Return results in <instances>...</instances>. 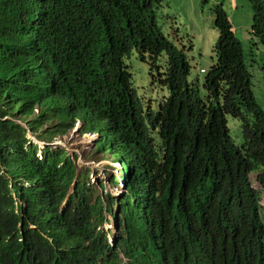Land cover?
<instances>
[{"label": "trees", "instance_id": "obj_1", "mask_svg": "<svg viewBox=\"0 0 264 264\" xmlns=\"http://www.w3.org/2000/svg\"><path fill=\"white\" fill-rule=\"evenodd\" d=\"M164 1L41 0L50 12L26 37L24 15L0 12V264H264V110L242 43L220 0L216 60L200 71L202 96L185 48L162 32ZM249 2V42L264 45V0ZM44 36L57 75L47 94L55 93L28 125L36 131L51 117L59 132L74 120L90 131L100 122L103 152L132 174L119 204L81 175L67 200L48 189L65 183L69 191L75 164L64 150L45 148L39 160L26 129L4 120L28 116L44 93L43 75L26 72L32 66L21 48ZM133 50L169 92L157 111L134 88L125 62ZM228 118L241 122V147ZM117 205L112 246L104 206Z\"/></svg>", "mask_w": 264, "mask_h": 264}, {"label": "rangeland", "instance_id": "obj_2", "mask_svg": "<svg viewBox=\"0 0 264 264\" xmlns=\"http://www.w3.org/2000/svg\"><path fill=\"white\" fill-rule=\"evenodd\" d=\"M220 0H165L160 8L159 24L162 32L181 50L185 48L191 63L190 81L199 80V88L202 96H205L204 79L205 74L200 71L210 68L216 60L213 52L218 41L219 33L215 29L214 6ZM223 6L226 10L231 23L236 29L237 37L242 43L244 58L246 64L252 72L253 93L257 103L264 110V45L253 46L246 39L245 30L251 32L253 24V9L249 0H223ZM242 27V28H239ZM251 36V34H250ZM191 45L193 46L191 48ZM167 55L164 53L158 59L157 66L165 68ZM129 71L132 74L134 88L144 105L152 104V109L157 111L158 106L169 97L166 88L160 87L158 73L154 71L156 80L151 76L150 63L143 61L139 53L133 50L125 58ZM38 110L28 119H32ZM228 128L232 140L241 147L244 144L241 122L228 118ZM56 136V135H55ZM28 138L39 143L43 149L50 147L51 150L58 148L68 152V156L76 161L77 172H89L91 182L94 179L105 180L108 191L116 194L121 192L123 187L120 182V165L113 164L111 159L101 151L95 150L98 138L96 135L84 133L78 126V129L69 132L65 136H56L52 140H37L32 133ZM76 155V157H74ZM40 156V154H39ZM117 178L119 184H110ZM117 187V190H116ZM108 221H112L111 216H107ZM113 224V222H112ZM115 233L114 228L110 230Z\"/></svg>", "mask_w": 264, "mask_h": 264}, {"label": "clouds", "instance_id": "obj_3", "mask_svg": "<svg viewBox=\"0 0 264 264\" xmlns=\"http://www.w3.org/2000/svg\"><path fill=\"white\" fill-rule=\"evenodd\" d=\"M11 0H0V12L3 13H11V14H18V15H24L22 18V25L21 28H23L22 31V35L23 36H27V34L29 32H33L34 30L37 29V26L41 23H43V21L46 20V16L47 14L50 12V6H46L44 9L39 10L37 8L38 4H39V0H14L13 2H10ZM49 36H44L39 40H34L33 42H31L30 44H23L22 45V52L25 53L26 58L30 61V56L32 55V58L34 60V64H32V67L29 68L26 72L29 74H34V75H43V77L45 78L48 75H51L53 77V81L55 82L57 80V75L54 69V62L51 60L50 54H49V41L48 40ZM47 43L45 46H43V43ZM37 69V70H36ZM203 70H207V69H203ZM34 71V72H33ZM206 72V71H205ZM54 84H49V83H43V89H44V93L42 95L41 98H39L38 100L34 101L33 104V109L32 112L35 113L36 110H38L37 114L32 118L27 120V117L29 118L32 114H28V116L22 115V116H16V118H10V117H5L4 120H12V121H16L18 124H20L23 128L26 129V139L27 141H29V144H34L37 146H39V143L34 142L32 139L28 138L29 134L32 133L33 136L39 140L41 138L42 135L44 134H49L53 137H55V135H58L60 128L57 127L58 121L57 119H54L55 123H50V122H46L42 127H40V129L33 131L32 129H30L29 125H28V121H34L35 119H37L40 115H41V111H42V106L43 104H49L52 103L53 101V96L55 92H51L49 94H47L48 90L52 89ZM47 94V95H46ZM81 129V131H83L84 133H89V131H87L86 129H84L83 127V122L81 121H77L74 126L72 127L73 129ZM90 135H96L98 138L97 144H96V148L95 150H97L98 152L101 151L102 154H105L108 159H111V162L115 165V164H119L120 165V182H121V186L123 187V190L121 192L117 191L116 194L108 191L107 189V182L105 180H97L96 179L93 180V182H91L90 177H89V172H77V177L79 175L83 176L84 180L86 182H88L91 186H94L97 189V192L102 196L101 198L105 199V197L107 195H111L113 198H116V200L118 201L119 204V199L121 197H123L126 194V189H127V185H128V181L130 180V178L132 177L131 174V170L129 168H127L125 166V162L117 159L114 157V155L112 154H108L103 152V147L100 144V136L98 132L93 131L92 134ZM100 144V145H99ZM40 154V156H39ZM36 157L39 160H43L44 158V152L42 153H37ZM29 184V183H27ZM27 184H24V186H27ZM110 184H114L117 185L119 184L117 182V178L113 181H110ZM75 186V185H74ZM10 189L12 191V193L15 191L14 186H10ZM117 190V187H116ZM69 192V191H68ZM16 194H12L13 197H15ZM261 199H264V195L261 196ZM260 199V200H261ZM67 200V198H66ZM262 200L260 205L264 206L262 204ZM106 203V202H104ZM64 206V203H63ZM105 209V215H106V221L107 216H111L112 219L114 220L119 212V206H110V210L111 212H108L106 210V206H104ZM105 221V223H107ZM105 228V226H104ZM106 230V228H105Z\"/></svg>", "mask_w": 264, "mask_h": 264}, {"label": "bare ground", "instance_id": "obj_4", "mask_svg": "<svg viewBox=\"0 0 264 264\" xmlns=\"http://www.w3.org/2000/svg\"><path fill=\"white\" fill-rule=\"evenodd\" d=\"M46 6L44 5V3H41V0H39V4H38V6H37V8L39 9V10H42V9H44ZM30 56V62H31V66H32V64H34V60H33V58H32V55H29ZM34 72V71H33ZM32 83L33 84H35V80L34 79H32ZM43 83H49V84H54L55 82L53 81V77L51 76V75H48V76H46L45 78H44V81H43ZM31 114H34L33 112H31ZM47 120V122H50V123H55V121H54V119L53 118H51V117H48V118H44V120ZM27 120H29L28 119V117H27ZM41 121H42V118H41ZM75 121H78V120H74L73 122H72V124L75 122ZM28 123H29V121H28ZM100 125V122H93L92 124H91V126H92V128L90 129V131H89V135L90 134H92V132L95 130V128L96 127H98ZM71 131H74V129L73 128H69V129H67V130H65V131H61V132H59L58 133V135H56V136H65L66 134H68L69 132H71ZM55 136V137H56ZM99 136L102 138V134L101 133H99ZM55 137H53V136H51V135H49V134H44V135H42L41 136V138L40 139H44V140H52L53 141V139L55 138ZM111 139H112V136H111ZM112 144V143H111ZM38 148H39V151H38V153H42L43 152V150H45V148L46 149H49L51 152H57V151H60V150H64V149H60V148H58L57 150H51V148L50 147H45V148H41L40 146H38ZM65 152H66V155H67V157L69 158V160H71L74 164H75V172H74V178L72 179V181H71V183H70V185H69V192H68V190L66 191V185L67 184H48L47 185V188L48 189H50V190H55L56 191V193H64L65 194V200H66V198H70L75 192H74V185H75V183H76V181H77V179H76V175H77V166H76V161H74L71 157H69L68 156V152L66 151V150H64ZM37 155V154H36ZM74 157H76V155H74ZM62 166H64V164H62ZM37 185H40V183H38ZM14 195V194H13ZM137 197V196H136ZM44 207V206H43ZM107 223H104V225L103 226H105V228H106V231L108 232V243L110 244V245H112V246H114L115 245V242H116V239H117V236H118V232H117V220H112V221H106ZM112 222H113V224H112ZM110 228H114L115 229V233H113L112 234V232L111 231H109L110 230Z\"/></svg>", "mask_w": 264, "mask_h": 264}, {"label": "crops", "instance_id": "obj_5", "mask_svg": "<svg viewBox=\"0 0 264 264\" xmlns=\"http://www.w3.org/2000/svg\"><path fill=\"white\" fill-rule=\"evenodd\" d=\"M234 27H235V24H234ZM239 28H242V27H239ZM235 29H236V27H235ZM236 32V31H235ZM245 32V36H246V39H248V40H250V32L249 31H244ZM237 35V34H236ZM208 69V68H207Z\"/></svg>", "mask_w": 264, "mask_h": 264}, {"label": "built area", "instance_id": "obj_6", "mask_svg": "<svg viewBox=\"0 0 264 264\" xmlns=\"http://www.w3.org/2000/svg\"><path fill=\"white\" fill-rule=\"evenodd\" d=\"M206 70H202V73H204Z\"/></svg>", "mask_w": 264, "mask_h": 264}]
</instances>
